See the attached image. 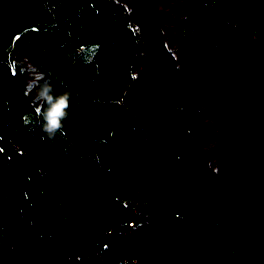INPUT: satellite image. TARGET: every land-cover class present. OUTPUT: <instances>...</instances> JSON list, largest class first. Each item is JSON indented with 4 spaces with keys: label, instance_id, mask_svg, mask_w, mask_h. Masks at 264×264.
Here are the masks:
<instances>
[{
    "label": "trees",
    "instance_id": "trees-1",
    "mask_svg": "<svg viewBox=\"0 0 264 264\" xmlns=\"http://www.w3.org/2000/svg\"><path fill=\"white\" fill-rule=\"evenodd\" d=\"M186 1L175 54L147 0H0V264H264V0ZM190 71L215 176L165 100Z\"/></svg>",
    "mask_w": 264,
    "mask_h": 264
},
{
    "label": "rangeland",
    "instance_id": "rangeland-1",
    "mask_svg": "<svg viewBox=\"0 0 264 264\" xmlns=\"http://www.w3.org/2000/svg\"><path fill=\"white\" fill-rule=\"evenodd\" d=\"M132 7L135 0H118ZM148 8L154 12L163 27L167 45L176 54L178 43V25L180 19L190 7L186 0H147ZM23 52V49L21 50ZM16 58L23 56L17 52ZM207 73L204 71L186 72L165 100L170 104L185 107L189 114V131L192 140L180 152L179 157L196 174L216 175L217 171V116L211 103ZM205 102L196 106L199 102Z\"/></svg>",
    "mask_w": 264,
    "mask_h": 264
},
{
    "label": "clouds",
    "instance_id": "clouds-1",
    "mask_svg": "<svg viewBox=\"0 0 264 264\" xmlns=\"http://www.w3.org/2000/svg\"><path fill=\"white\" fill-rule=\"evenodd\" d=\"M67 107V100L63 98L60 99L59 103H57L49 113L48 123L45 131L52 133L60 127V120L66 115L65 109Z\"/></svg>",
    "mask_w": 264,
    "mask_h": 264
},
{
    "label": "built area",
    "instance_id": "built-area-1",
    "mask_svg": "<svg viewBox=\"0 0 264 264\" xmlns=\"http://www.w3.org/2000/svg\"><path fill=\"white\" fill-rule=\"evenodd\" d=\"M124 202V199L122 200ZM130 210L132 211V216L124 221L126 227L133 228L135 225L142 223L143 221V210L141 208V200L140 197H136L133 199L132 205L130 207ZM177 215V213H176ZM120 223L115 222L113 227H110L107 232H111L113 228L117 227Z\"/></svg>",
    "mask_w": 264,
    "mask_h": 264
}]
</instances>
